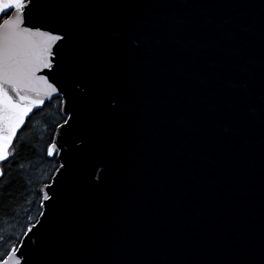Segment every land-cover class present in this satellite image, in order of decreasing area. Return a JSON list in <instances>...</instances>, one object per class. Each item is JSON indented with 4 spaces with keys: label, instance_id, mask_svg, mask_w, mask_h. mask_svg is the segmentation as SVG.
I'll list each match as a JSON object with an SVG mask.
<instances>
[{
    "label": "water",
    "instance_id": "water-1",
    "mask_svg": "<svg viewBox=\"0 0 264 264\" xmlns=\"http://www.w3.org/2000/svg\"><path fill=\"white\" fill-rule=\"evenodd\" d=\"M29 9L68 123L21 264H264V0Z\"/></svg>",
    "mask_w": 264,
    "mask_h": 264
},
{
    "label": "snow or ice",
    "instance_id": "snow-or-ice-1",
    "mask_svg": "<svg viewBox=\"0 0 264 264\" xmlns=\"http://www.w3.org/2000/svg\"><path fill=\"white\" fill-rule=\"evenodd\" d=\"M31 2L32 0H0V14L15 11L14 16H8L0 22V162L8 161L11 155L12 164L17 163L21 147L18 139L15 145L13 141L24 125L25 118L34 108L42 106L47 96L57 94L56 99L62 100L58 94L59 85L53 86L55 81L49 83L44 77L37 78L36 73L53 70L54 65L50 62L54 57L53 47L57 42L66 40V37L29 25ZM37 80L46 86L43 94L34 86ZM65 123L68 121L65 120ZM57 146V143H51L47 147L49 157ZM12 148L15 151L10 152ZM5 175L3 167H0V208L7 195V185L3 181ZM43 199L49 200L50 194L46 193ZM28 231L31 232L32 229L29 228ZM0 264H21L17 258V250L13 248L7 252L0 259Z\"/></svg>",
    "mask_w": 264,
    "mask_h": 264
},
{
    "label": "trees",
    "instance_id": "trees-1",
    "mask_svg": "<svg viewBox=\"0 0 264 264\" xmlns=\"http://www.w3.org/2000/svg\"><path fill=\"white\" fill-rule=\"evenodd\" d=\"M65 121L61 101L52 99L34 111L14 140L21 143L17 163L12 157L2 164L6 173L5 203L0 208V259L18 246L22 237L41 212V192L57 170L56 157L47 156L57 126ZM15 151L14 148L10 152ZM22 165V167H21Z\"/></svg>",
    "mask_w": 264,
    "mask_h": 264
}]
</instances>
